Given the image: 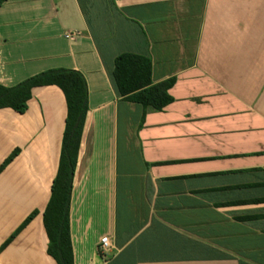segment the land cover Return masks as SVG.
Masks as SVG:
<instances>
[{
  "label": "crops",
  "instance_id": "1",
  "mask_svg": "<svg viewBox=\"0 0 264 264\" xmlns=\"http://www.w3.org/2000/svg\"><path fill=\"white\" fill-rule=\"evenodd\" d=\"M122 54L148 58L153 84L174 79L172 102L119 97ZM50 70L87 88L73 264H264V0L2 3L0 85ZM65 118L54 85L33 87L23 114L0 109V167L17 152L0 172V264H56L43 212Z\"/></svg>",
  "mask_w": 264,
  "mask_h": 264
},
{
  "label": "trees",
  "instance_id": "2",
  "mask_svg": "<svg viewBox=\"0 0 264 264\" xmlns=\"http://www.w3.org/2000/svg\"><path fill=\"white\" fill-rule=\"evenodd\" d=\"M5 1L7 0H0V5ZM150 77L151 62L146 57L122 54L114 61L111 80L119 97L160 110L172 102L168 90L174 84V79L153 84ZM48 85L57 86L62 91L66 102V118L58 168L52 181L50 198L43 212V224L49 241L48 254L56 264H73L68 217L72 180L87 113L85 80L76 71L50 70L12 87L0 85V109H11L23 114L27 109L31 89ZM16 154L15 151L6 159L0 167V172ZM33 215L29 216L24 225Z\"/></svg>",
  "mask_w": 264,
  "mask_h": 264
},
{
  "label": "built area",
  "instance_id": "3",
  "mask_svg": "<svg viewBox=\"0 0 264 264\" xmlns=\"http://www.w3.org/2000/svg\"><path fill=\"white\" fill-rule=\"evenodd\" d=\"M69 38H72V35H68ZM111 245L109 244L108 238L104 237L101 239L100 242V249L102 251H107L108 249H110Z\"/></svg>",
  "mask_w": 264,
  "mask_h": 264
}]
</instances>
